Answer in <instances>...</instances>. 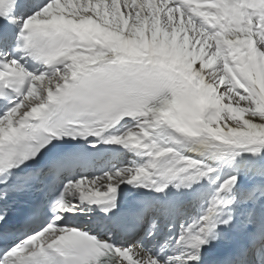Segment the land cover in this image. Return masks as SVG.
I'll return each mask as SVG.
<instances>
[{"label": "bare ground", "instance_id": "obj_1", "mask_svg": "<svg viewBox=\"0 0 264 264\" xmlns=\"http://www.w3.org/2000/svg\"><path fill=\"white\" fill-rule=\"evenodd\" d=\"M89 2L57 0L44 11L47 17L63 14L73 20L91 16L119 36L134 39L141 45L145 36L158 43L159 49L164 44L169 55L183 64L189 75L187 88L193 99L190 111L195 125L182 131L173 124L178 118L169 119L164 115L141 118V123L132 129L141 131L142 138L128 134L124 138L146 141L149 136L154 139L155 146L147 153L152 160L140 159L136 153L137 160H131L133 172L127 173L128 165H125V169L108 173L106 179H90L85 184L80 181L79 187L84 195H90L94 191L104 193L109 186L129 181L136 194L157 196L160 193L153 190L152 185L159 180L155 175L159 164L169 170L180 169L183 174L201 175L212 170L200 177L196 202L187 208L186 215L175 216L162 208L151 207L149 214L160 222L154 225L155 231L143 244L150 252H143L139 245L129 248L133 256L146 264H190L192 252L186 250L177 254L170 247L175 233L177 240L184 235L182 225L187 220L190 221L188 228L195 225L200 233L209 218L218 212L231 211L238 220L246 217L244 221L249 223L264 211V37L239 28L235 21L229 22V28L224 27V15L218 12L212 15V22L219 28L211 32L203 21H196L192 13L178 4L174 6V0H110L107 5L105 0H96L98 6L95 7ZM27 11L36 14L31 5L27 6ZM249 24L256 26L257 22ZM236 42L241 44L238 50L232 48ZM115 49L76 57L87 64L112 55ZM76 68L69 65L62 76ZM60 80L54 75L36 79L16 115L30 104L43 101L44 91ZM14 119L15 114L0 122V131ZM155 147L157 149L151 152ZM190 158L198 160L200 165L187 172L186 161ZM141 175L144 179L136 182ZM234 175L241 176L246 184L244 188L231 186ZM170 179V174L164 176L162 186ZM103 184L106 188L101 187ZM205 198L211 200L210 204L205 203ZM222 201L227 205L222 206ZM72 206L74 212L87 211L81 199ZM198 216L200 222H196ZM163 227L166 229L162 230ZM97 230L102 231L98 226ZM164 244L167 247L160 250ZM164 257L167 258L163 262Z\"/></svg>", "mask_w": 264, "mask_h": 264}, {"label": "rangeland", "instance_id": "obj_2", "mask_svg": "<svg viewBox=\"0 0 264 264\" xmlns=\"http://www.w3.org/2000/svg\"><path fill=\"white\" fill-rule=\"evenodd\" d=\"M137 130H138V129H137ZM128 135L130 136V135H132V134H128ZM138 136H139L140 138H142V135H141V134L138 135ZM143 139H144V138H143ZM147 158L150 159V160H152V156H151V155H147ZM129 161H130V160H126V163L129 162ZM126 172H127V173L133 172V169H132L131 171L126 170ZM225 190H227V188H225L224 191H225ZM210 202H211L210 199L207 200V199L205 198V203L210 204Z\"/></svg>", "mask_w": 264, "mask_h": 264}]
</instances>
